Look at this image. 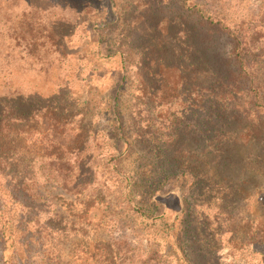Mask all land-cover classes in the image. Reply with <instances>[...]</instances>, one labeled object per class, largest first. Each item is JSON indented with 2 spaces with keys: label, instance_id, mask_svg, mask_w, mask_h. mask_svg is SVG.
I'll return each instance as SVG.
<instances>
[{
  "label": "rangeland",
  "instance_id": "rangeland-1",
  "mask_svg": "<svg viewBox=\"0 0 264 264\" xmlns=\"http://www.w3.org/2000/svg\"><path fill=\"white\" fill-rule=\"evenodd\" d=\"M194 4L204 13H215L233 30L253 29V34L264 36V28H255L259 22L264 23V0H0V97L19 98L10 101L11 106L24 113H53L57 108L70 113V130L88 137L86 148L93 163L87 178L94 185L86 188L84 199L70 196L53 184H42L41 173H37L35 193L44 195L49 204L47 212L38 219L41 250L36 247L26 264H82L86 259L80 251L82 247L99 242L112 245L114 254L119 251L116 264H179L168 244L166 227H151L143 216H155L159 210L153 204H157L162 208L164 223H173L186 207L181 185L145 197L134 190L133 184L137 179H149L144 178L142 169L152 161L142 142L145 130L139 118L157 122L156 139L164 138L162 128L174 135H181L183 130L174 122L182 121L181 105L188 103L185 86L180 84L176 91L177 78L163 71L158 77V66L180 64L172 50L177 45L178 51H183L179 46L186 30L194 39L190 35L185 48L189 43L197 45L201 56H210L200 45L201 40H195L196 16L187 12ZM222 46L215 54L221 55L230 48L227 43ZM164 49L171 53L157 56ZM107 55L113 57L108 59ZM121 61L126 70L118 68ZM143 67L154 76L150 78L156 93L152 98H143L138 70ZM258 75L264 87L263 66ZM34 117L27 131L42 126V115ZM114 117L121 119V129H116ZM119 136L122 141L118 143ZM28 137L24 147L28 158L34 160L38 146L35 137ZM118 149L124 153L120 161V154H115ZM115 158L117 162L113 161ZM118 178L125 180L122 186L126 201L113 188ZM6 183L0 179L1 201L13 221L19 222L26 212L10 202ZM128 186L130 193L126 191ZM194 200V205L203 201V205L207 204L208 211L197 209L194 216L199 220L205 211L203 216L209 224V229L203 231L206 235L195 237L199 242L196 244L212 247L222 264H258L263 248L253 247L255 254L245 252L240 259L232 258L229 253L234 246L230 239L241 220L249 219L253 213L262 216L264 199L256 206L237 204V210L229 211L227 222L216 210L219 201L207 202L204 196L191 199ZM105 203H111L110 212L105 210ZM232 207L235 206L228 205V210ZM214 217L220 221L218 226L214 225ZM29 230L36 234V226Z\"/></svg>",
  "mask_w": 264,
  "mask_h": 264
},
{
  "label": "trees",
  "instance_id": "trees-1",
  "mask_svg": "<svg viewBox=\"0 0 264 264\" xmlns=\"http://www.w3.org/2000/svg\"><path fill=\"white\" fill-rule=\"evenodd\" d=\"M187 12L196 16V26L193 27L197 33L195 40H201L200 45L210 56H201L197 45L189 43L185 48L184 42H189L191 35L186 30L184 42L179 46L183 51H178L177 45L172 50L173 55L181 60L180 64L158 66V77V73L163 71L177 78L176 91L180 84L185 86L188 103H183L184 107L180 104V110L184 112L179 115L182 121L174 122L183 130L181 135H174L168 133V128H162L164 138L156 139L154 128L157 122L139 118L140 126L145 130L142 131V142L147 145L152 163H147L142 169L146 174L144 178L149 179H137L133 186L135 191L150 197L180 184L186 207L173 223H164L162 208L157 204L153 206L159 212L155 216L144 215L143 219L151 227H166V238L176 254L177 263L222 264L218 253L212 252V247L196 244L199 243L197 238L206 235L203 231L209 229V224L207 217L203 216L205 211L197 220L195 210H207V204L203 205V201L194 205L196 200L191 199L204 196L207 202L219 201L216 210L219 216L226 218L224 222L231 217L229 211L237 210V204L256 206L264 199V87L258 75L261 67L264 68V36L253 34V29L241 31L235 27L237 29L233 30L215 13H204L195 4L190 5ZM169 24L173 25L172 22ZM255 28H264V23L259 22ZM224 43L230 46L228 51L215 54ZM170 53L164 49L157 56ZM131 54H134L133 50ZM112 57L107 55L106 58ZM151 63L149 61L148 64ZM118 68L126 70L125 62L121 61ZM147 69H138L145 99L155 96L150 80L154 76ZM17 99L0 97V179L7 181L5 192L10 202L18 204L26 216L19 222L13 221L2 204L3 190L0 186V244L3 247L0 264H26L36 247L41 250L38 219L39 215L47 212L49 202L44 195L35 193L39 184L37 173H41L42 184H53L78 199H84L82 195L86 188L94 185L93 180L87 178L93 169L92 155L86 148L88 137L81 131L70 130V113L59 112V108L53 113H24L11 106V102ZM37 115H42V126L27 131V126ZM114 123L116 129L122 128L119 117H114ZM29 135L35 137L38 146L34 160L28 158L24 147ZM117 141H122L120 136ZM122 152V149L116 150L115 154H120L119 161L124 154ZM113 161L117 162V158ZM124 183V179L118 178L112 185L126 201ZM130 190L128 186L126 191L130 193ZM228 205L235 207L228 210ZM103 206L110 212L111 203ZM261 215L258 217L253 213L235 228V235L230 239L234 246L230 257L240 259L245 252L255 254L253 247L264 249V213ZM215 218L214 225L218 226L220 221ZM33 225L36 226V234L29 230ZM192 239H195L196 247H193ZM80 251L86 257L82 264L88 261L116 264L115 257L120 256L119 251L114 254L112 245L100 242L82 247ZM259 255L258 264H264V253ZM76 257L74 254L73 259Z\"/></svg>",
  "mask_w": 264,
  "mask_h": 264
}]
</instances>
